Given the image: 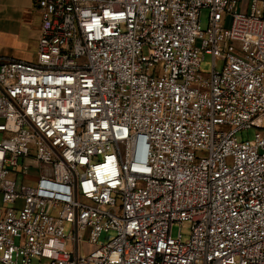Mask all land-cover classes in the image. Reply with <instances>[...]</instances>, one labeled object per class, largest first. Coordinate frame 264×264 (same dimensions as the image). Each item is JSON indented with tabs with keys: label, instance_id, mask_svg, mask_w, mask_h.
Wrapping results in <instances>:
<instances>
[{
	"label": "built area",
	"instance_id": "obj_1",
	"mask_svg": "<svg viewBox=\"0 0 264 264\" xmlns=\"http://www.w3.org/2000/svg\"><path fill=\"white\" fill-rule=\"evenodd\" d=\"M35 3L36 60L0 63V264H264V0Z\"/></svg>",
	"mask_w": 264,
	"mask_h": 264
},
{
	"label": "crops",
	"instance_id": "obj_2",
	"mask_svg": "<svg viewBox=\"0 0 264 264\" xmlns=\"http://www.w3.org/2000/svg\"><path fill=\"white\" fill-rule=\"evenodd\" d=\"M40 14L35 0H0V63L15 59L33 62L37 57ZM19 46L12 54L8 50ZM264 125V117L259 120Z\"/></svg>",
	"mask_w": 264,
	"mask_h": 264
},
{
	"label": "rangeland",
	"instance_id": "obj_3",
	"mask_svg": "<svg viewBox=\"0 0 264 264\" xmlns=\"http://www.w3.org/2000/svg\"><path fill=\"white\" fill-rule=\"evenodd\" d=\"M246 3V2H245ZM246 6L247 4L243 5L242 2L240 3V10L242 11H246ZM200 25L202 29H205L208 25V9H203L202 13H201V17H200ZM20 49L19 46H15L11 49L8 48V50L10 52H8L9 54H12L14 51H18ZM212 62H213V56L209 53H205L202 63H201V70L204 72H210L212 70ZM223 61L221 59H217V65L218 67L222 66ZM254 132H255V128H250L248 130H242L239 131L237 133V138L239 140H243V139H247V138H252L254 136ZM31 174H37L38 173V169H31L29 171ZM20 205V203H19ZM0 206H8L7 204H4L1 199H0ZM70 229V225L67 224L66 226V231L68 232ZM182 230V234H183V239H187L189 236V230L190 227L188 226V223H183V224H179V223H174L172 226V235L173 237H177L179 231ZM106 238V233H103L99 239L100 241H104ZM32 264H48V260L47 259H34Z\"/></svg>",
	"mask_w": 264,
	"mask_h": 264
}]
</instances>
